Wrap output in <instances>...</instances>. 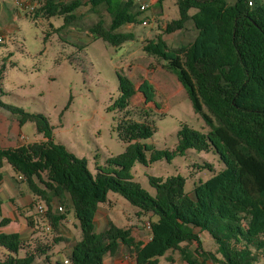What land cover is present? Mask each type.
<instances>
[{"label":"trees","instance_id":"trees-1","mask_svg":"<svg viewBox=\"0 0 264 264\" xmlns=\"http://www.w3.org/2000/svg\"><path fill=\"white\" fill-rule=\"evenodd\" d=\"M138 4V0H45L27 16L33 21L61 17L64 27L76 26L82 21L78 12L83 7L102 5L110 23L101 19L89 27V33L95 40L120 48L136 40L134 33L118 30L138 23ZM177 6L179 17L161 34L148 39L143 51L166 62L164 67L177 76L195 113L211 131L206 135L183 126L173 152L143 143L156 133L151 120L155 113L142 108L136 111L140 120L129 116L137 88L119 75L121 97L116 107L126 116L118 132L126 149L120 156L109 158L105 166H98L93 176L86 160L53 142L45 117L12 110L20 115L21 125L34 122L45 140L0 148V186L4 179L1 171L9 163L37 199L31 208L45 203L41 220L48 222L50 231L47 226L36 225L31 216L28 223L37 236L31 241H24L17 233H0V250L6 251L0 264H34L42 257L49 261L53 247L63 241L59 225L66 219L63 207L57 214L53 212L54 199L64 206L68 203L81 230V240L68 255L69 264H104L106 255H117L121 247L137 264H157V258L175 251L186 255L188 264H196L188 248L181 247L192 243L198 246L201 264L216 262L217 253L224 264H258L264 258V0H177ZM188 23L198 32L195 40L186 46H170L164 35L181 31ZM4 69H0V81ZM1 108L5 105L0 99ZM189 150L213 151L225 165L221 173L195 187L194 197L185 193L186 180L181 176L151 177L154 197L134 181L135 164L149 166L163 159L170 162ZM111 192L139 209L140 215L152 213L157 217L151 222L148 243L137 241L130 228L113 223L106 232H96L99 206L108 202ZM7 223L8 219L2 220L3 225ZM197 230L216 242V254L202 250ZM22 250L24 257L19 256Z\"/></svg>","mask_w":264,"mask_h":264},{"label":"rangeland","instance_id":"rangeland-1","mask_svg":"<svg viewBox=\"0 0 264 264\" xmlns=\"http://www.w3.org/2000/svg\"><path fill=\"white\" fill-rule=\"evenodd\" d=\"M159 1L138 0L136 10L141 13L138 23L118 30L119 33H134L136 40L120 48H114L100 39L95 40L89 33V27L101 19L107 25L110 23L102 5L82 8V21L77 26L64 27L61 17L33 21L22 14L14 18V14L8 13L14 1H0V21L8 30L5 40L0 43V69L5 68L0 81V99L5 105L0 109V148L17 146L18 142L31 144L45 140L34 122L21 125L20 115L12 110L41 115L52 128L53 142L86 160L88 170L95 176L98 166H105L109 158L120 156L126 149L118 132L126 116L116 107L121 97L119 75L130 79L137 88L129 116L140 120L136 111L142 108H151L155 113L151 120L156 133L143 143L157 150L173 152L178 146V132L183 126L207 135L211 129L195 113L177 76L164 67V60L143 51L148 39L161 34L169 22L179 17L177 0H162L163 4ZM162 6L165 12L160 14ZM142 20L147 24H142ZM187 26L184 31L164 35V39L172 47L190 44L198 32L192 23ZM54 28L61 29L54 33ZM223 170L225 165L213 151L189 150L185 155H176L170 162L163 159L149 166L137 163L132 174L134 181L153 197L156 191L150 183L151 177L168 179L181 176L186 180L185 193L194 197L196 186ZM1 172L5 177L3 199L7 200L6 196H10L23 206L22 198L13 193L11 183L26 191L30 197H35L26 182L18 181L9 163ZM40 204L45 206L42 201L38 206ZM38 206L26 214L34 216L44 229L47 222L41 220L43 215L39 213ZM100 209L102 217L108 214L115 225L122 227L133 226L148 231L146 222L157 221L156 216L140 215L139 209L112 192L108 195V202L100 205ZM68 215L66 226L75 235L76 241H80L78 220L74 212H68ZM47 237L51 239V236ZM136 237L140 238L137 234ZM200 240L204 251L217 253L218 246L209 234L202 233ZM70 249L66 242L55 245L50 254L52 264L56 261L64 263ZM194 249L195 246L188 252L193 255ZM0 253L6 254V251L2 249ZM170 254L172 252L157 258V264H170L167 260ZM180 255L177 252L179 257L175 264L185 262ZM19 256H26V252L20 251ZM217 258L219 261L214 264H224L218 253ZM43 259L35 264H49Z\"/></svg>","mask_w":264,"mask_h":264},{"label":"crops","instance_id":"crops-1","mask_svg":"<svg viewBox=\"0 0 264 264\" xmlns=\"http://www.w3.org/2000/svg\"><path fill=\"white\" fill-rule=\"evenodd\" d=\"M0 1H2L4 3V0H0ZM12 1H14V4L12 5L11 9L8 10V13L12 14V15L14 14V18H16L22 14H26V17H28L27 15L29 13V10H27V7L33 6L34 8H36L40 1H45V0H12ZM57 1L69 2L71 0H57ZM84 1L87 2L89 0H84ZM164 12H165L164 6H162L160 14H162ZM78 15L81 16V18H83L82 12H78ZM39 19H41V18H39ZM144 22H145V20H144ZM192 25H193V23H192ZM72 27H74V26H72ZM187 27L188 26H186V28L181 30V31L186 30ZM194 28H195V26H194ZM54 29H56V28H54ZM195 30H196V28H195ZM0 32H1L3 37H5L6 33L8 32L6 26L4 24H2L1 21H0ZM22 145H25V144L23 142H18V145L14 146V147H20ZM6 148H9V147H6ZM4 181H5V177H4L3 182L0 186V201L2 203L1 204L2 216H0V233H6V234L17 233V234L21 235L22 239H23V236L26 237L25 240L23 239L24 241H31L32 239H34L37 236L34 237L35 229L31 228L29 226V223H28V217H31V216H28L26 213H28L29 210L33 209V208H31V206L33 204H35L37 199H36V197H33V198L30 197L26 191L21 190L19 187H17V186L14 187V185L12 183H11V186L13 188V193L16 196H20L22 198V201L24 202L23 206L22 207L19 206L16 202H14V200L12 198H10V196H6L7 200L3 199L1 196L4 192V187H3ZM18 181L25 182L24 180H20V177H18ZM40 187L44 189V186L41 184H40ZM53 204H54L53 212L55 214H57V212L59 211L58 210L59 207H63L62 212L66 215V219L63 220L61 222V224L59 225V234H60V237L63 238L62 243L63 242L68 243L72 249L73 245L78 241H76L75 235L67 228L66 225H67V222H69L68 212H71V211L73 212V210L69 207L68 203H66V206H64V204L61 201L56 200V199H54ZM38 205H39V203H38ZM41 215H43V214H41ZM148 215L150 217L153 216L152 213H149ZM100 216L102 217L103 214H102L100 206H99V210H98L96 218H95L96 232L97 233H104L109 229L110 224H112L113 222L109 219L108 214H106L105 217H102V219L100 218ZM41 218H42V216H41ZM3 219H8L9 223L3 225L2 224ZM35 222H36V225H39V227H41V223H38L37 220H35ZM147 223L148 222H146V225H147ZM46 226H47V231H50V225L48 224V222H47ZM116 226H118V225H116ZM118 227L130 228L132 230V236L137 241H141V242H144L146 244L151 240V230H149L148 228H147L148 231H141L138 227H133V226H127V227L118 226ZM197 233L199 234V237L202 234L201 232H199V230H197ZM136 234L139 235L140 238H137ZM145 234H147V236H145ZM193 246H195V249H194L193 255H192L193 259L196 260V264H201L203 259L196 252V249L198 248L196 243H192L191 245L183 244L181 247L183 249H186V248L191 249ZM54 249H55V246L53 247V250ZM71 249L66 254L64 264H69V263H66V261H68L67 258L71 252ZM202 250H203V248H202ZM123 251H125V254L123 253ZM177 252H179L181 254L180 257H182L183 260L185 261L183 264H188L186 255L184 256V254L181 253L180 251L172 252V254H170L167 258L168 262L170 264L177 263L176 258L179 257V256H177ZM200 252H202V251H200ZM169 253L170 252H168L165 256H167ZM122 254H124V255H122ZM5 255L6 254H4V253L3 254L0 253V260L4 259ZM49 257H50V255H49ZM43 258L44 257L39 258L37 261L40 260L39 262H41V259H43ZM217 261H219L218 258H217ZM57 262L58 261H56L55 264ZM46 263L52 264L50 259H49V261H46ZM104 264H135V259L131 254H129L126 251V249L124 247H121V249L119 250L117 255L112 256L111 254H107L105 259H104ZM207 264H214V263L210 261V262H207ZM258 264H264V258Z\"/></svg>","mask_w":264,"mask_h":264},{"label":"built area","instance_id":"built-area-1","mask_svg":"<svg viewBox=\"0 0 264 264\" xmlns=\"http://www.w3.org/2000/svg\"><path fill=\"white\" fill-rule=\"evenodd\" d=\"M27 10H29V12H32V11H34V7L33 6L27 7ZM144 24L146 25L147 22L145 21ZM4 40H5V37H3L2 34H1V32H0V43H2ZM20 180H24V179L22 177H20ZM38 210H39V213H41V214H44L46 212V209H45V207L43 205H40L38 207ZM59 210H62V208L60 207ZM147 228L149 230L152 229L151 228V222H148L147 223ZM66 263H68V261H66ZM135 264H137L136 261H135Z\"/></svg>","mask_w":264,"mask_h":264}]
</instances>
